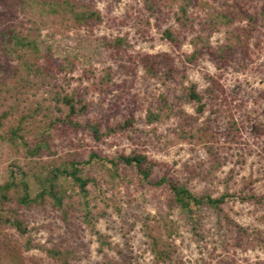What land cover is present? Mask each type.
<instances>
[{
	"label": "rangeland",
	"instance_id": "374dc122",
	"mask_svg": "<svg viewBox=\"0 0 264 264\" xmlns=\"http://www.w3.org/2000/svg\"><path fill=\"white\" fill-rule=\"evenodd\" d=\"M41 1L8 9L0 0V25H20L39 38L44 52L51 47L60 62L69 61L56 82L68 93L75 90L87 109L75 116L81 127L59 123L51 150L34 163L24 149L0 141V183L11 172L31 170L37 191L36 161L75 159L91 177L94 219L89 223L83 216L81 195L68 222L50 205L21 208L27 235L7 228L5 236L23 264H154L153 238L172 254L161 264L263 262L262 246L223 247L236 229L221 223L219 212L206 209L195 228L172 206L167 185L158 182L167 177L213 197L254 195L250 201L232 198L223 214L264 232V0H199L188 20H179L182 0H76L102 15L100 23L81 26L42 12ZM17 63L0 49L8 73ZM108 69L112 80L101 84ZM6 77L0 75V82ZM35 81L12 98L4 92L7 104L38 107L40 119H63L68 108L58 103L52 86ZM192 88L202 96L203 112L189 98ZM34 136L31 131L27 138L32 142ZM132 153L154 160L147 180L134 169L115 177L108 170L111 160ZM49 248L66 250L68 262L48 256Z\"/></svg>",
	"mask_w": 264,
	"mask_h": 264
},
{
	"label": "trees",
	"instance_id": "16d2710c",
	"mask_svg": "<svg viewBox=\"0 0 264 264\" xmlns=\"http://www.w3.org/2000/svg\"><path fill=\"white\" fill-rule=\"evenodd\" d=\"M23 1L3 0L8 9L24 5ZM198 2L199 0H182L180 7L182 14L179 20L181 18L188 20L190 8L197 5ZM40 6L42 12L66 16L76 26L87 25L91 21L99 23L102 21L100 11L76 0H42ZM251 18L254 19L253 17ZM246 30L248 31L249 29ZM167 35L171 37L172 33L167 31ZM0 49L2 55L7 57V60H16L18 62L13 67L15 69L14 73H8L9 64H0V75L3 77L7 76V81L0 82V141L10 147L24 149L30 160L39 159L44 151L51 150L50 142L53 138L54 130H58L61 126L59 123L64 122L73 128L82 126L75 119V116L78 113H85L87 105L83 100L78 99V93L75 90L68 93L56 82L59 76L66 71V68L70 67V62H60L54 57L51 47H48L47 51L44 52L39 38L29 31L23 30L20 25H0ZM37 78L42 80V84L51 85L52 92L55 93L58 103L61 102L68 108V113L63 119L51 116H46L47 120L40 119V108L38 107L21 109L17 101L7 104L9 98L15 96L13 91L15 92L16 89H21L22 91L30 87L33 82H36ZM11 79L13 80L12 83L9 81ZM111 80L112 74L108 69L101 78V84H109ZM4 92L8 93L9 98ZM189 98L198 102L200 105L199 109L203 112L202 96L195 88L191 89ZM16 100H18L17 97ZM153 116L155 119L160 118L159 115ZM149 118L153 117L150 116ZM133 121L134 118L128 119V123ZM87 125L91 127L90 124ZM92 130L98 135V131L94 126H92ZM31 131L35 132L32 142L27 138ZM211 135L214 136V134L209 136ZM33 160L30 163H34ZM38 161H36L38 164H33V167L36 166L39 169L38 172H33L34 177L40 184V188L37 191H32L29 180L31 170H24L20 173L11 172L0 183V264H23V259L17 253L15 244L5 236V229L7 228L16 229L21 235H27L28 224L22 217L21 208H31L32 206L46 207L50 205L59 210L63 220L68 222L71 216L70 209L76 207L74 198L77 195H81L80 210L83 216L89 223L94 219L92 212L89 210V191L87 188L91 177L79 162L75 159L64 157L59 158V161L53 165L52 163H43L41 160ZM109 163L110 167H108V170L113 177L119 176L121 174L120 171L125 172L126 170L134 169L145 180L152 175L156 166L154 160L142 153L120 154ZM158 183L167 185L171 193L172 206L179 208L182 213L187 215L195 228L202 222V214H204L206 209L219 212L221 215L220 222L224 221L223 224L228 225L232 231L236 229V234L233 235L231 242L223 244L224 248L228 249L230 245L246 250L257 246L264 247L263 231L243 228L236 221L234 222L230 219L227 213L223 214L224 206L232 198L238 197L243 201H250L255 198L254 195L240 192L239 195L225 193L219 197H213L211 195H200L192 191L185 183L173 182L167 177L162 178ZM28 242L27 249H30L32 243L31 241ZM215 249L217 250L216 246L213 250ZM46 252L48 256L55 260L64 263L68 262V252L64 249L49 248L46 249ZM152 252L154 254V264L166 262L172 255L161 244L159 238H153ZM218 263L232 264L230 262ZM255 264H264V261Z\"/></svg>",
	"mask_w": 264,
	"mask_h": 264
}]
</instances>
